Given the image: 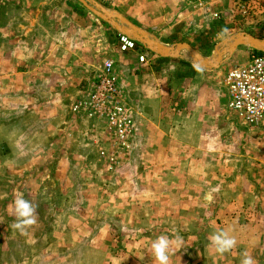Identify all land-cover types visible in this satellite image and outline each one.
<instances>
[{
	"label": "crops",
	"instance_id": "1",
	"mask_svg": "<svg viewBox=\"0 0 264 264\" xmlns=\"http://www.w3.org/2000/svg\"><path fill=\"white\" fill-rule=\"evenodd\" d=\"M141 4L140 17L137 13L134 16L124 14V17L165 46L185 43L203 54L204 50L197 46L213 44L215 39L229 34L240 24L244 13L251 17L246 20L249 23L247 32L255 35L258 29L261 31L259 36H264V21L253 19L256 9L261 7L264 11V0H142ZM82 5L69 4L66 0H0V191L6 195L5 189L11 192L13 187L15 200L22 198L23 190L34 209L32 218L35 222L51 223L52 228L45 236H48L47 249L57 247L52 258L58 252L78 254L73 253L70 258L66 255L63 262L48 263V258L39 260L40 252L33 247L31 260H27L29 264H161L152 247L160 238L168 241L165 264H243L246 256L252 258L253 264H264V145L256 151L251 150L255 160L261 163L259 168L255 169L253 165L252 175L247 177L237 174L249 170L245 165L235 167L229 162L237 156L231 149V141L235 142L236 135L244 139L246 134L243 130L237 133L231 127L235 126L233 120L236 118L224 101L220 102L222 96L226 102V88L223 85L217 89L213 87L212 77L217 67L197 64L200 68H195L189 64V69L184 72L186 78H176L174 70L169 74L160 66L168 63V68L175 69L176 64L172 62L177 59L152 52L157 56L154 61V56H148L149 52L138 43L142 52L147 51V60L145 63L138 61L139 49L130 52L134 57L127 61V69L135 70L128 71L131 77L127 74L123 79V83H128L125 90L117 74L113 36L110 34V44L103 56V21ZM107 59L113 61L117 85L127 95V98L124 95L128 100L126 105L132 108L136 127L132 156H154L151 149L154 145L150 141H157L158 146L163 147L164 141L171 138L196 142L189 145L195 152L185 155L204 156L207 166H196L189 171L191 175L184 183L166 180V169L155 165L140 168L144 173L141 181L129 180L117 185V181L111 179L108 183L112 185L110 190H114L111 193L117 192L120 186L126 190L128 209L124 213L110 212L97 219L94 218L96 214L89 217V214L77 212L76 207L67 211L64 199L52 192L58 191L56 185L59 183L51 182L53 178L55 180V171L48 159L60 158L61 165L58 164L57 170L62 173L73 172L76 165H81V170H75L81 173L83 180L77 184L81 192L90 186L85 181L88 173L102 170L97 157L100 150L110 148L111 141L105 123L89 118L83 111L81 115H74L70 107L85 95ZM153 63H158L156 68L160 69L149 71ZM139 73H142L140 80ZM170 82L172 89L162 87ZM78 125L81 129L75 130ZM167 126L173 129V136L166 133ZM53 133L60 137L55 138ZM225 134L226 138L223 137ZM140 137L142 147H139ZM220 137L227 147L215 149V142ZM39 140H45L42 149ZM242 150L237 152H247ZM162 153L167 155L165 151ZM175 154L169 152L168 155ZM39 156L45 158L52 179L36 186L33 181L22 182V177L26 179L38 171L43 163L38 162ZM220 156L231 157L227 160L231 165L225 166V162L221 160L222 164L216 159ZM71 157L74 161H70ZM64 163L69 165L64 166ZM125 167L119 168L121 172L128 171ZM154 169H157V175ZM2 171L19 174L20 180L10 183L1 175ZM32 187L43 190L45 197L39 192L35 195ZM102 196L98 201L111 206L119 198L118 195L113 202L106 190ZM78 199L70 206L85 207L91 203L86 197ZM138 206L147 211L159 209L152 215L146 211L133 212ZM15 217L13 219L20 220L18 215ZM147 217L157 223L152 226L133 224L135 219L145 222ZM2 218L6 217H1V221ZM93 218L97 222L94 228H89L91 223L81 228L83 221L91 222ZM23 230L14 228L19 235ZM6 231V226L0 224V264H10L9 253L17 251L16 245L5 244ZM38 231L36 229V234ZM224 234L235 243L220 252L212 238L215 235L225 238ZM82 257L85 259L81 261ZM18 261L16 258L12 262Z\"/></svg>",
	"mask_w": 264,
	"mask_h": 264
},
{
	"label": "rangeland",
	"instance_id": "2",
	"mask_svg": "<svg viewBox=\"0 0 264 264\" xmlns=\"http://www.w3.org/2000/svg\"><path fill=\"white\" fill-rule=\"evenodd\" d=\"M94 1L99 3L107 12H115L117 14H120L123 17H124V14L125 15L126 14H132L134 16V14H136V13H137V16H139V17L141 16V8H142L141 1L142 0H94ZM66 2H68L69 4L82 5V3L79 2L78 0H66ZM254 14H255L254 18H253L254 21L255 20H257V22H263L264 21V16H263L264 11L261 7H259V9H256ZM241 18H243V19L239 21L240 24L237 25L236 28H232L230 30L229 34H227L226 36H223V38L215 39V42L213 44H208L207 46L198 45L197 47L199 49L204 50V51H202L203 54L201 53V51L200 52L198 51L199 54L202 57L212 59V58L216 57V49H219V50L227 49V44L222 43L223 40H227L228 38L235 36L239 33H248L247 32L248 28L246 25H248L249 23H246V20H251L250 14L244 13V15ZM101 21H103V20H101ZM242 26H245V27H242ZM110 29H112L115 33H119L109 23L103 21L102 28H101V33H102L101 37L103 40V49H102L103 50V56H104L105 51L108 50L107 47L110 44V34H111V37L116 36V38L112 37L113 40L111 39L112 43H115L114 46L112 45V48H113L112 50H114V54L116 56L115 57V59H116L115 65H117L116 66L117 67V74H119V77H120L119 80H121V83H123V81H125L123 79L126 78V76L128 74L127 72L130 70H135V69H127V67L129 68V66H127V61H130L131 58L134 56H132L133 55L132 53L119 52L118 41H117L118 35L113 34ZM255 31H257L255 33V35H257V36H255V35H253V36L258 37V38H264V36L263 37L259 36L261 34V31H259L258 29ZM153 38L156 40L155 37H153ZM147 51L149 52L148 53L149 55L148 54L147 55L148 56H154L153 60L155 61L157 56L154 55V53H152L151 51H149V50H147ZM256 51H258V50L252 49L249 46H243L242 45V46H239L237 48V51L233 52L232 54H228L227 52H225L223 61L215 69L216 71L212 77V81L214 82V84H213L214 89L219 88V86L222 87L221 85L224 86V84H223L224 76H225V73L227 72V70L229 68H231L232 66H234L236 64L244 63L247 60L248 56H250L252 53H255ZM173 58L177 59V61L172 62L173 64L174 63L176 64L175 69H173V67L168 68L167 67L168 63H166L162 67L160 66V68L166 69L165 72H167L169 74H170V71L173 72V70H174V73L176 74V76H174V77H176V78H181V77H182V79L186 78L184 76V72H185V70L189 69V64H192L195 68H200L194 62V60L189 56V53L185 50H182L181 53L177 54ZM148 59H151V57H148ZM157 65H158V63H155V64L153 63L151 65L153 67H151L149 69V71H151L152 68H154V70L160 69V68H156ZM158 67H159V65H158ZM136 72H138V69H136ZM100 74L101 73H99L98 76ZM141 74L142 73L137 74L139 80L142 78ZM98 76L94 80H92L89 87H91L97 83ZM129 76L131 77V75H129ZM170 76L171 75H169V77ZM132 80H133V78H132ZM132 80H131V82H132ZM184 83L185 82H183L182 85H184ZM178 84H179V82H178ZM162 85H163L162 87L164 89H167V88L172 89L173 83L170 82V83H166V84H162ZM122 86L124 87L125 90H127L128 83L127 84L123 83ZM124 95H126V94L123 90V103L126 105L128 103V100L126 99L127 95H126V98H124ZM222 100L225 103L223 96H222V99L220 100V102ZM73 104L74 103L71 104L70 111L74 115H81V111H75L72 109ZM126 107L129 108V110L131 111L130 116H131V120H133L134 118H133L132 108L128 105H126ZM84 114L88 116L87 113H84ZM227 115L229 116V114H227ZM100 121L105 123V126H106L105 128H106L107 132L110 133V136H111V141L109 142L110 148L106 149V150L102 149L99 151L100 154L97 157L98 158L97 163L99 166L102 167V170H97L96 172L93 170L90 173H88V178L85 179V181L87 183H89L90 186H88L85 190H82V192H81V188L77 186V184L82 183V181H83L80 177L81 173L75 171V170L79 171V169L81 170V165L80 166L76 165V169L73 172H67V173H62L60 171L58 172V170H57L58 164L61 165V163L59 162L60 158L58 159L56 157H49V159H48V161L51 163V169L53 168V170L55 171V180H54V178L52 179V177H51L52 176L51 170L49 169L48 166L45 165V158L39 156L38 162L40 163V161H41L43 163L37 169L38 171H35V172L29 174L28 177L31 178V180L28 179V177L26 179H24L22 177L21 181L22 182L25 180L33 181L34 183H32V184L35 185L37 183L52 179L51 182L55 181V182L59 183L56 185V187L58 188L57 189L58 191H55V189H54V191L52 190V192L56 195V197H60V198L64 199V203H65V206L67 207V211H69V212L71 211L70 207H76L75 209H77L76 210L77 212L89 214V217L92 214H96L94 216V218L99 219L101 216H105V214H109L110 212L111 213H124L128 209V206H126V203H125L126 199H127L126 190H124V189L122 190L121 189L122 186H120L117 192L111 193L114 190H110V187L112 185L109 186L108 183H111L112 180L117 181V185L119 184V182L124 184V182L129 181V180L133 181V182L134 181H141L144 173L141 172L140 168L143 166L146 167L145 165H152V166L155 165V166H161V167L166 169V172L164 173L166 180H170V181L177 180V181H180L181 183H184L185 181H187L189 179V176L191 175V173L189 171L193 170L196 166H199V167L207 166L206 157H204V156L190 157V156L185 155V153H188L190 151L195 152L194 151L195 149L191 148L189 145H194L196 142H192V143L187 142V141L181 142V141H178L175 139L173 140L171 138H169V141L168 140L164 141V143L162 144L163 147L158 146L157 141H153V142L150 141V144L154 145L153 148H151L152 150H154L153 151L155 154L154 156H152V155L151 156H145V155H134V156H132V153L135 151V150H132L133 144H134L133 143V141H134L133 137L135 136L134 133L136 131L134 121H132L133 127H132V130L130 131V135L125 140V144H122L116 138L114 131L110 128V126L108 125V123L104 119H100ZM233 122H234L235 126H231V127H233L235 130H237L236 131L237 133H241V131L243 130L244 133L246 134L243 136L244 139H240V136L236 135L235 137H237V139L235 140V142L231 141L232 142V144H231L232 148L231 149L233 150V153H235V155H237V156H234L233 159H231V157H223V156L216 157V159L219 160L220 162H221V160L223 162H225L224 163L225 166L231 165V163H228V161H227L228 158L231 159V161L229 160V162H232V165H236L235 167H240V165L247 166V169L249 170L248 172L237 173V174L242 175V177H247V176L252 175V173H250V172H251V169L253 170V168H254L253 165L256 166L255 169H258L259 168L258 165L261 164L259 162V160H255L256 158L254 157V155H252L251 150L256 151V150L260 149V146L264 145V122L262 124H260L259 126H257L256 128H253V129H247L237 119L236 120L234 119ZM77 128L81 129V125L76 126L75 130H77ZM45 130H47V129H45ZM48 130H50V129H48ZM80 132H81V130H80ZM172 132H174L173 129L170 126H167L166 127V133L170 134ZM56 133H58V132H56ZM53 134H54L55 138L57 136H59L55 133H53ZM65 134H66V130H65ZM174 134L175 133H172V134H170V136L171 135L173 136ZM138 136L139 135L137 134V137ZM226 136L227 135L225 134V136H223V137L226 138ZM141 139H142V137H140V139L138 141L139 143L141 142ZM217 140L218 141L215 142V146H214L215 149L216 148L217 149L218 148L224 149L227 147L224 140H221V137H220V140L219 139H217ZM240 140H243V141H240ZM200 143L201 142H199L198 144H200ZM38 144L41 145V149H42L45 145V140H41V141L39 140ZM140 144H141V146L139 145V147H142V143H140ZM55 145H58V144L55 143ZM189 148H191V150H189ZM199 148H200V146H199ZM242 149L246 150L247 152L246 153L242 152V154H241V152L240 153L237 152L238 150L243 151ZM56 150H58V148ZM163 151H165L167 155L162 153ZM169 152L177 153V154L182 153L183 155L175 154L174 156H172V155L170 156V155H168ZM160 153H162L163 155H161ZM199 153H204V151H201V152L199 151ZM129 155L131 157H129ZM70 161H74V159L72 160V157H71ZM126 164H128V165L126 166ZM66 165H69V163H64V166H66ZM64 166L62 168H64ZM129 166L132 167L131 170H130ZM124 167H125V169H128V171H122L121 172V170L119 168H124ZM118 169H119V171H118ZM154 170H155L154 174L157 175L158 174L157 169H154ZM236 172L237 171L234 170V173H236ZM2 174L4 175L5 179L7 181H9L10 183H14V182H17L20 180L19 174H10V173H6L4 171L1 172V175ZM217 174H219V173H217ZM254 175H255V173H254ZM46 176H48V178ZM150 176H152V173ZM194 176H195V174H193V177ZM234 176H235V174H234ZM104 181L106 182V184H103ZM55 184L56 183H53V185H55ZM104 186H106L107 188L105 189ZM5 190H6L5 191L6 195L3 194V191H0V221H1V217H6L9 219L6 220V218H2V221L0 222V224H3L6 226L7 231L5 234H7L8 236L4 237L5 244L16 245V247H17L16 253L11 252L8 255V256H10V262H11L10 264H29V262L27 260H31L30 253H33V252H31L33 247H34V250L36 252H40L38 254V255H41L40 259H39L40 261L41 260L46 261V259L48 258V263L56 262V260L63 262V259L65 258L66 255H67L66 258H70L74 252H70V253L58 252V254L55 255V258L51 257V254H53L54 249H56L57 247L55 246V248H50V249L48 248L47 249L49 244L46 243V239L48 238V236H45V235H46V231L52 228L51 223H49V222L39 221V222H34L32 224L26 225L23 227L24 230L22 231L21 235L14 232V228L16 229L15 225L20 222V220L17 221V219H13L15 217V215H17L16 202H17V200H20V199H22L26 202L28 200L25 196L26 192H24L23 190H22V198H18L15 200L13 199L14 194L12 193L14 190L13 187L11 188V192H9V190H7V189H5ZM105 190L107 191V194L109 195V197L112 200L114 199L113 202L117 199V196L119 195V198L117 199V203L115 201L114 206H111L109 204H103V203H101V201H98V199H101L103 197L102 194L105 193ZM31 191H33L35 195H36V192H39V194H41V196L43 198L45 197V195H44L45 193L42 192L43 190L41 191L39 189L33 188V189H31ZM149 194L152 195V191L150 189H149ZM11 195H12V197L9 198ZM79 197H84V198L86 197L87 200H91V203L86 204L85 207H84V205L70 206V203L71 204L76 203L77 200H79L78 199ZM5 200H7L6 203H5ZM157 209H159V208L155 207L154 211H152V209L147 211L145 209V207L142 208V207L138 206V208L135 209L133 212L141 213V212L146 211V213L150 212V214L152 215L153 214L152 212L158 211ZM160 210H161V208H160ZM40 211H42V210H40ZM43 212L45 214L46 211L43 210ZM165 212H167V211L165 210ZM9 214H11L12 217ZM94 218L91 222L83 221L81 223V228L87 227L90 223H91V227H89V228H94V225L97 223V222H95ZM149 218L150 217H147L145 219V222H142L139 219H135L134 223L133 222L132 223L135 224V226H140V225L145 224V223L148 226H152L153 224L157 223V220L156 221H150V220H148ZM167 223H168V221H167ZM57 227H59V226H57ZM53 228H56V227H53ZM36 229L39 230L37 234L35 232ZM40 229L42 231H40ZM52 237L53 236H51L50 239H52ZM39 242H42V243L40 244ZM72 243H73V241H72ZM72 243H70V244H72ZM19 248L21 250L20 252H19ZM74 254H75V256L78 255L77 253H74ZM16 258H18L19 261L15 262V263L12 262L13 260H16ZM20 258H21V260H20ZM83 259H85V258L82 257L81 261Z\"/></svg>",
	"mask_w": 264,
	"mask_h": 264
},
{
	"label": "built area",
	"instance_id": "3",
	"mask_svg": "<svg viewBox=\"0 0 264 264\" xmlns=\"http://www.w3.org/2000/svg\"><path fill=\"white\" fill-rule=\"evenodd\" d=\"M118 49L124 53L138 51V61L145 63L147 51L133 39L117 34ZM226 108L247 129L264 122V51L252 53L242 64H236L225 73ZM75 111H83L89 117L104 119L114 131L116 138L125 144L133 123L130 110L123 103V93L117 85L113 61L107 59L102 65L97 83L85 91L82 98L72 105Z\"/></svg>",
	"mask_w": 264,
	"mask_h": 264
},
{
	"label": "water",
	"instance_id": "4",
	"mask_svg": "<svg viewBox=\"0 0 264 264\" xmlns=\"http://www.w3.org/2000/svg\"><path fill=\"white\" fill-rule=\"evenodd\" d=\"M98 16L103 21L111 24L120 34L130 37L145 49L154 52L162 57H174L177 53L185 49L189 56L200 67L216 68L223 60L225 52L232 54L239 46H249L260 52L264 51V38H258L250 33H239L235 36L223 40L222 43L227 44V49H216V57L213 59L203 58L195 49L185 43H177L173 46H165L155 40L146 31L131 23L129 20L115 12H107L99 3L94 0H78ZM228 41V42H227Z\"/></svg>",
	"mask_w": 264,
	"mask_h": 264
},
{
	"label": "clouds",
	"instance_id": "5",
	"mask_svg": "<svg viewBox=\"0 0 264 264\" xmlns=\"http://www.w3.org/2000/svg\"><path fill=\"white\" fill-rule=\"evenodd\" d=\"M16 211L18 217L20 218V222L17 223L15 227L22 229L24 226L35 222V220L32 218L34 209L28 202L22 199L17 200ZM224 237L225 238H222L221 235H215L212 238L213 243L217 245V250L220 252L225 251L235 243L233 239L226 238V234H224ZM152 247L155 250L156 257L161 261V264H165L167 260V256L165 253L168 248L167 239L160 238L158 241L153 243ZM243 264H253L252 258L246 256L243 260Z\"/></svg>",
	"mask_w": 264,
	"mask_h": 264
},
{
	"label": "trees",
	"instance_id": "6",
	"mask_svg": "<svg viewBox=\"0 0 264 264\" xmlns=\"http://www.w3.org/2000/svg\"><path fill=\"white\" fill-rule=\"evenodd\" d=\"M261 37V36H260ZM263 37V36H262ZM255 53H261L260 51H256Z\"/></svg>",
	"mask_w": 264,
	"mask_h": 264
}]
</instances>
